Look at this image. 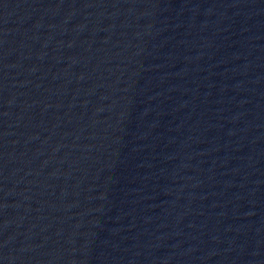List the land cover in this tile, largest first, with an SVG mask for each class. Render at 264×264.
Returning a JSON list of instances; mask_svg holds the SVG:
<instances>
[{"label": "water", "instance_id": "obj_1", "mask_svg": "<svg viewBox=\"0 0 264 264\" xmlns=\"http://www.w3.org/2000/svg\"><path fill=\"white\" fill-rule=\"evenodd\" d=\"M0 264H264V0H0Z\"/></svg>", "mask_w": 264, "mask_h": 264}]
</instances>
